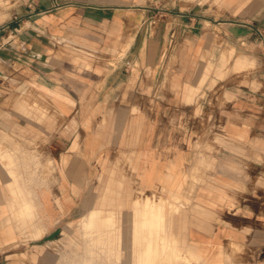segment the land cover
<instances>
[{"label":"crops","instance_id":"1","mask_svg":"<svg viewBox=\"0 0 264 264\" xmlns=\"http://www.w3.org/2000/svg\"><path fill=\"white\" fill-rule=\"evenodd\" d=\"M10 20L0 264H57L41 250L81 219L99 236L74 264H264V74L218 77L251 40L264 57V0H26Z\"/></svg>","mask_w":264,"mask_h":264},{"label":"rangeland","instance_id":"2","mask_svg":"<svg viewBox=\"0 0 264 264\" xmlns=\"http://www.w3.org/2000/svg\"><path fill=\"white\" fill-rule=\"evenodd\" d=\"M24 1L26 0H0V34H4L6 32L7 27L11 21L10 19L14 18L15 14L18 11V6ZM259 44L260 41L255 40H251L250 45L245 44V46L250 49V55L242 50L236 51L234 49H231L229 55L224 54L220 56V67L218 72L219 79H224L230 75V77L233 76L234 80L235 78L237 80L239 76H242L244 71L247 74H251L252 78L260 70H263L264 74V57L259 54L261 48V46L259 47ZM173 60V63H178V57H175ZM139 195L142 199L149 198L148 195H144L142 191H140ZM151 200L155 205L156 200ZM149 201L150 200L148 199L147 203ZM147 203L144 204L145 207L148 206ZM90 226H88V228H90ZM83 228L84 226L82 224V221L80 220L76 223V231H74L72 235L70 234L68 236L66 233H63L64 236L62 239L64 243L62 245H60V243L51 245V242H48V245H46V247L41 250L42 254H44V256H46L48 259H50L52 256L54 257V259L58 258L57 264H74L76 261H81V263H83L82 261L85 258L82 255V247L69 249V247L74 245L72 243L73 240L76 239L81 241L83 240L84 235V240H87V242H89V238H91L92 241L94 240L97 242L99 236L98 232L96 233L89 230H81Z\"/></svg>","mask_w":264,"mask_h":264},{"label":"bare ground","instance_id":"3","mask_svg":"<svg viewBox=\"0 0 264 264\" xmlns=\"http://www.w3.org/2000/svg\"><path fill=\"white\" fill-rule=\"evenodd\" d=\"M107 182H108V181H107ZM53 184H54V183H53ZM108 185H109V184H108ZM112 187H113V186H112ZM76 193H77V192H76ZM77 194H78V193H77ZM96 195H97V194H96ZM108 203H109V202H108ZM110 207H111V206H110ZM133 210H134V209H133ZM138 214H139V213H138ZM135 215H136V214H135ZM145 215H146V214H145ZM145 215H144V216H145ZM85 216H86V215H85ZM91 217H92V216H91ZM147 217H148V216H147ZM147 217H146V219H147ZM157 217H158V216H157ZM137 218H138V217H137ZM137 218H136V219H137ZM139 218H140V217H139ZM143 218H144V217H143ZM146 219H142V221H143L142 224H144V222H145ZM81 220H82V219H81ZM149 220H150V219H149ZM146 221H147V220H146ZM103 222H104V221H103ZM123 222H124V221H123ZM138 222H139V221H138ZM138 222H137V223H138ZM151 222H152V221H151ZM89 223H90V221H89ZM140 223H141V222H140ZM145 223L147 224V222H145ZM83 224H85V222H83ZM103 224H104V223H103ZM103 224H102V225H103ZM135 224H136V221H135ZM146 224H145V225H146ZM149 224H150V223L148 222V225H149ZM88 225H89V224H88ZM133 225H134V224H133ZM145 225H144V226H145ZM94 227H95V226H94ZM148 227H149V226H148ZM139 228H140V226H139ZM81 230H82V229H81ZM86 230H87V229H86ZM113 230H114V229H113ZM132 230H133V229H132ZM36 231H37V230H36ZM138 231H139V229H138ZM108 232H109V231H108ZM133 232H134V231H133ZM133 232H132V233H133ZM34 233H35V232H34ZM96 233H97V232H96ZM137 233L139 234V232H137ZM138 234H137V235H138ZM139 235H142V234H139ZM80 236H81V235H80ZM132 236H133V235H132ZM140 237H141V236H140ZM140 237H138V238H140ZM138 238H137V239H138ZM132 241H133V239H132ZM149 253H150V252H149ZM149 253H148V254H149ZM139 256H140V255H139Z\"/></svg>","mask_w":264,"mask_h":264}]
</instances>
